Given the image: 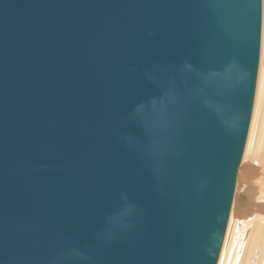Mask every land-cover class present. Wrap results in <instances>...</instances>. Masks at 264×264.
<instances>
[{
  "label": "water",
  "instance_id": "water-1",
  "mask_svg": "<svg viewBox=\"0 0 264 264\" xmlns=\"http://www.w3.org/2000/svg\"><path fill=\"white\" fill-rule=\"evenodd\" d=\"M264 0H0V264H218Z\"/></svg>",
  "mask_w": 264,
  "mask_h": 264
},
{
  "label": "bare ground",
  "instance_id": "bare-ground-1",
  "mask_svg": "<svg viewBox=\"0 0 264 264\" xmlns=\"http://www.w3.org/2000/svg\"><path fill=\"white\" fill-rule=\"evenodd\" d=\"M262 37L254 112L218 264H264V33Z\"/></svg>",
  "mask_w": 264,
  "mask_h": 264
},
{
  "label": "rangeland",
  "instance_id": "rangeland-1",
  "mask_svg": "<svg viewBox=\"0 0 264 264\" xmlns=\"http://www.w3.org/2000/svg\"><path fill=\"white\" fill-rule=\"evenodd\" d=\"M263 33H264V17H263V32H262V36H263ZM262 43H263V37H262ZM261 56H262V51H261ZM256 96V95H255ZM255 105V104H254ZM254 110V109H253ZM254 112V111H253ZM250 129V128H249ZM246 147V146H245ZM244 155V154H243ZM239 175V174H238ZM238 175H237V179H238ZM238 181V180H237ZM246 200H247V198H246ZM244 201H245V199H244ZM243 201V202H244Z\"/></svg>",
  "mask_w": 264,
  "mask_h": 264
}]
</instances>
